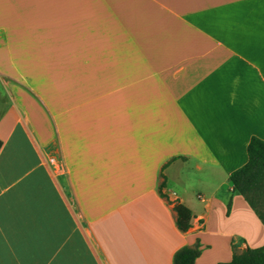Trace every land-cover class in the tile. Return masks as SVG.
I'll return each instance as SVG.
<instances>
[{
    "label": "crops",
    "instance_id": "obj_1",
    "mask_svg": "<svg viewBox=\"0 0 264 264\" xmlns=\"http://www.w3.org/2000/svg\"><path fill=\"white\" fill-rule=\"evenodd\" d=\"M2 41L39 101L9 91L0 51V264H174L197 242L195 264H217L264 246L229 180L264 139V0H0Z\"/></svg>",
    "mask_w": 264,
    "mask_h": 264
},
{
    "label": "trees",
    "instance_id": "obj_2",
    "mask_svg": "<svg viewBox=\"0 0 264 264\" xmlns=\"http://www.w3.org/2000/svg\"><path fill=\"white\" fill-rule=\"evenodd\" d=\"M2 141L0 140V149ZM248 161L242 167L234 170L229 180L233 185V192L242 195L254 210L256 215L264 224V139L253 136L247 148ZM166 187L163 181L160 185L162 195ZM231 203L228 205L230 211ZM177 213V227L182 232H186L191 227L193 218L192 211L183 204L175 207ZM201 255L200 243L193 246H185L178 250L174 256V264H195ZM217 264H264V246H246L239 249L233 245V257L228 262Z\"/></svg>",
    "mask_w": 264,
    "mask_h": 264
},
{
    "label": "rangeland",
    "instance_id": "obj_3",
    "mask_svg": "<svg viewBox=\"0 0 264 264\" xmlns=\"http://www.w3.org/2000/svg\"><path fill=\"white\" fill-rule=\"evenodd\" d=\"M1 44H3L4 46L5 44L3 43V41L0 43V51H3L1 52L2 54L0 53L3 58V80L6 81L12 78L17 81V83L15 84L16 87L8 88L9 91L13 89L17 92L19 91L24 98L29 97L35 101H39L38 96L30 87V83L32 82L33 78L30 59L27 58L28 56H20L19 58V56H16L13 51H6L7 48H4ZM3 53L5 54L4 56ZM10 95L11 94L4 86L3 89L2 87H0V99L3 100L4 108H11L12 102ZM5 102L8 103L7 106L5 105Z\"/></svg>",
    "mask_w": 264,
    "mask_h": 264
}]
</instances>
